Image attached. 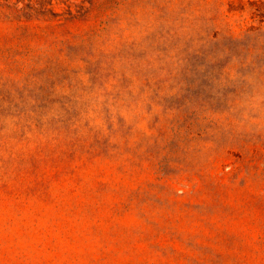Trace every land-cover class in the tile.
<instances>
[{"label":"rangeland","instance_id":"obj_1","mask_svg":"<svg viewBox=\"0 0 264 264\" xmlns=\"http://www.w3.org/2000/svg\"><path fill=\"white\" fill-rule=\"evenodd\" d=\"M0 264H264V0H0Z\"/></svg>","mask_w":264,"mask_h":264}]
</instances>
